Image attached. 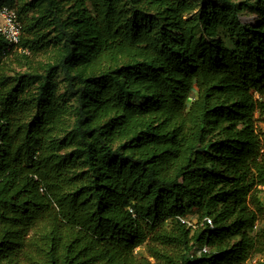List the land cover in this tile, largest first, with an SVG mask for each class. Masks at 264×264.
Listing matches in <instances>:
<instances>
[{
    "label": "trees",
    "instance_id": "trees-1",
    "mask_svg": "<svg viewBox=\"0 0 264 264\" xmlns=\"http://www.w3.org/2000/svg\"><path fill=\"white\" fill-rule=\"evenodd\" d=\"M5 6L0 264H264V0Z\"/></svg>",
    "mask_w": 264,
    "mask_h": 264
},
{
    "label": "built area",
    "instance_id": "built-area-1",
    "mask_svg": "<svg viewBox=\"0 0 264 264\" xmlns=\"http://www.w3.org/2000/svg\"><path fill=\"white\" fill-rule=\"evenodd\" d=\"M0 35L10 47L13 46L16 48L18 46L22 35V26L20 21L18 20L16 9L6 6L0 8ZM130 213L132 214L131 210ZM179 220L181 223L186 224L188 227L194 228V226L191 225L190 221L186 219ZM204 220L206 221L207 225L212 228L211 220ZM201 252L207 253L208 249L204 247L201 249Z\"/></svg>",
    "mask_w": 264,
    "mask_h": 264
},
{
    "label": "rangeland",
    "instance_id": "rangeland-1",
    "mask_svg": "<svg viewBox=\"0 0 264 264\" xmlns=\"http://www.w3.org/2000/svg\"><path fill=\"white\" fill-rule=\"evenodd\" d=\"M254 19H255V17H247V18L245 17V18H243L244 21L249 22V23H252L254 21ZM39 60L40 61H46L47 59L46 58H39ZM11 67H12L11 69L18 70L16 66L12 65ZM256 128H257V133H263L264 132V123L258 121L257 124H256ZM259 197H260L262 203L264 204V188L261 189V193L259 194ZM185 219L190 221L191 225L194 226V229L196 228L197 219H196V216L194 214L188 215ZM199 226L201 227L202 223H200ZM136 252H137L138 255H140V254L143 255L144 254V248H140ZM254 263H255V260L253 262H251V264H254Z\"/></svg>",
    "mask_w": 264,
    "mask_h": 264
}]
</instances>
